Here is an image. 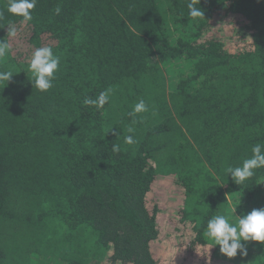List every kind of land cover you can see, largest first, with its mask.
I'll return each mask as SVG.
<instances>
[{"label": "trees", "instance_id": "1", "mask_svg": "<svg viewBox=\"0 0 264 264\" xmlns=\"http://www.w3.org/2000/svg\"><path fill=\"white\" fill-rule=\"evenodd\" d=\"M188 2L37 0L21 24L0 0V264H264L260 242L230 259L207 236L264 209V168L226 172L264 144V0ZM43 46L61 58L46 92Z\"/></svg>", "mask_w": 264, "mask_h": 264}, {"label": "clouds", "instance_id": "2", "mask_svg": "<svg viewBox=\"0 0 264 264\" xmlns=\"http://www.w3.org/2000/svg\"><path fill=\"white\" fill-rule=\"evenodd\" d=\"M37 0H9L8 12L22 17L21 24L30 22L33 19L32 12L36 6ZM200 0H189L187 7L189 16L192 18H201L204 16L203 11L197 7ZM61 9H55L56 14ZM2 15V14H0ZM17 28L9 25L7 35L15 37ZM10 52V45L6 40L0 41V58L5 57ZM61 58L55 55L51 46L37 48L31 56L29 71L33 77L34 86L41 92H46L53 87L56 79V73L59 71ZM13 73L11 71H0V82H9ZM111 89L102 91L96 99L85 98V105H94L97 110L104 107L110 100ZM148 111V107L143 100H140L133 108L132 113L135 115ZM133 128L129 127L128 132L132 133ZM126 144H134L135 140L132 135L124 137ZM112 151L118 153L119 145L113 144ZM264 168V144L257 143L252 147V157L245 159L242 166L226 169L227 173L232 174V178L237 185H241L245 180L254 176V170ZM237 217V216H236ZM207 236L213 240L214 246L218 245L220 252L227 258H234L238 254L247 256V250L242 241L260 242L264 247V209H254L242 218L237 217V223L232 224L229 218L224 215H215L208 220Z\"/></svg>", "mask_w": 264, "mask_h": 264}, {"label": "rangeland", "instance_id": "3", "mask_svg": "<svg viewBox=\"0 0 264 264\" xmlns=\"http://www.w3.org/2000/svg\"><path fill=\"white\" fill-rule=\"evenodd\" d=\"M171 243V242H170ZM214 243V242H213ZM217 249H219V246L218 245H216L215 246ZM174 250V249H173ZM176 251V250H175ZM167 261H170L172 264H174V259H172V258H170V260H167ZM176 264V263H175Z\"/></svg>", "mask_w": 264, "mask_h": 264}]
</instances>
